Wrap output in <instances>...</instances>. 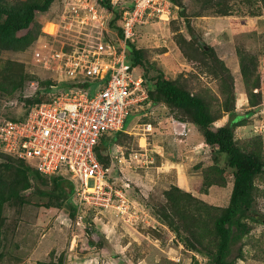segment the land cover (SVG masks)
I'll return each mask as SVG.
<instances>
[{
	"label": "rangeland",
	"instance_id": "1",
	"mask_svg": "<svg viewBox=\"0 0 264 264\" xmlns=\"http://www.w3.org/2000/svg\"><path fill=\"white\" fill-rule=\"evenodd\" d=\"M68 1L53 0L47 11L36 13L35 24L30 28L33 31L32 41L25 49L14 54L0 55V80L3 81L0 88V121L24 112L25 98L36 96L41 101L47 100L53 88L60 84L58 80L60 74L54 66L52 65L50 70L38 67L33 63L31 52L33 49L42 51L38 47L45 45L42 53L47 57L51 48L70 47L83 36L86 28L81 27V19L70 26L72 30L67 35L58 36L57 39L43 33V22L46 19L57 21L62 12L70 10V6L66 5ZM111 1L116 6L120 0ZM124 1L127 4L131 0H122L121 3ZM182 1L188 15L201 7L198 0ZM94 4L104 9L101 13L103 18L107 17L106 34L112 36V33L117 32L119 12L123 6L117 5L116 11L111 12L102 7L98 0H94ZM228 4L233 5L231 1ZM259 8H262L260 4ZM255 9L256 5L252 2L248 4L246 0H235L232 15L222 19L201 17L202 23L204 22L202 24L204 32L201 33L203 39L197 33L195 36L199 43L202 42L207 47L211 45L216 55L230 70V77L237 90L235 111L249 114L244 124L235 131L237 144L244 146L248 151L256 152L264 162V16L257 18L259 15H253L252 11ZM177 11L178 7H175L169 20L152 19L144 26H138L133 38L135 45L142 48L146 59L160 67L168 77L186 82V88L193 95L204 99L209 112L213 115L218 109L220 111V103L225 97V93L219 95L217 91L218 88L224 90L225 84L221 81L223 78L218 80L213 75H207L198 61L184 55L185 50L197 56L200 50L194 43L190 46L189 42L188 44L177 41L179 33L183 34L185 39L189 38L184 20L177 16ZM260 13L264 14L263 10ZM190 21H193V18ZM103 25L105 26V23ZM45 29L51 30L52 24L48 22ZM23 33L24 30L19 31V34ZM51 61L54 62L49 60V65ZM133 72L140 74L137 67L133 68ZM15 83L17 88L12 90L11 86ZM101 84L102 81H91L87 85L88 94L92 96ZM255 84L257 86L251 92L253 97L251 102L257 104L250 106L247 92L250 93ZM211 88L216 92L217 100L208 91ZM31 105L29 104L28 108ZM161 109L155 110L157 114L154 111L153 114H146L141 107L138 108L140 111H136L135 106L132 107L122 131L132 130L137 133L130 134L129 131L120 135L116 142L119 141L121 145L117 147H114L117 144L105 142L109 153L106 154L108 155L106 165L111 166L112 170L109 179L117 178L118 181L127 180L132 183L131 191L128 190L129 194L150 210L147 212L141 208L143 212L139 214L146 215L143 216L144 220L138 222L136 218L129 220L131 216L129 214L126 216L127 222L123 223L114 213L115 216L91 210L83 213L82 225H78L74 212L71 214L70 211L69 202L73 203L74 195L67 198L59 207H46L43 200L33 194L35 183L31 179L30 186L20 192L23 202L17 211L15 206L5 208L6 247L0 256V264H206L208 250L215 241L210 230L212 222L227 205L232 188V176L228 168L212 173L215 183L205 186L202 184L200 171L206 170L210 163L208 146H204L203 155H198L196 150L188 153L183 151L179 156L174 155L175 157L170 159L180 163L179 169L184 173H190L189 185L184 177H180L179 183L185 185L184 189L195 196L196 201L182 195L179 201L171 205L172 202L169 199L165 200L162 195L168 184L161 181L171 170L162 169L154 172L149 170L148 175H144L129 169L126 165L119 166L111 159L112 155H119L121 151L128 155L138 148L137 136L142 135V128L149 130L145 128L149 126L148 123L156 120L154 117L161 118ZM221 113L223 115L213 120L212 126L216 127L226 121V114L222 110ZM138 130H141L140 133ZM187 132L188 130L181 134ZM113 134L115 132L111 136ZM198 148L200 147L196 149ZM5 155L9 156L0 152V166L6 161L3 159H6ZM199 161H204L205 164L192 174V167ZM223 163L224 156L221 155L218 165L222 167ZM63 177L70 179L67 173ZM43 183L47 187L54 186L49 177H45ZM205 189L207 190L203 191ZM254 197L256 218L260 221L247 219L252 225V230L243 238L241 258L233 264H264V223L261 222H264V172L254 179ZM181 205L185 206L183 211ZM159 216H162L164 221ZM169 217L177 224L179 233L167 225ZM88 222L93 223L90 229L85 225ZM191 223L196 225L195 230L198 234L195 235L196 239L188 236L193 244L189 249L180 239L181 236L189 234L184 225ZM91 239L98 240V243L89 244Z\"/></svg>",
	"mask_w": 264,
	"mask_h": 264
},
{
	"label": "built area",
	"instance_id": "2",
	"mask_svg": "<svg viewBox=\"0 0 264 264\" xmlns=\"http://www.w3.org/2000/svg\"><path fill=\"white\" fill-rule=\"evenodd\" d=\"M66 5L70 10L62 12L57 21L46 20L43 31L57 39L67 35L78 19L86 31L70 47L51 48L47 57L42 53L45 45L38 47L42 51L33 49V63L46 70L53 65L60 74V84L47 100L33 104L24 120L0 121V149L41 173H67L75 184L78 225H82L88 209L114 213L123 223L130 214L128 219L138 222L146 216L139 214L145 209L126 194V180L118 184L116 179H109L111 166L97 159L96 147L105 133L122 130L132 107L148 98L143 77L135 74L127 61L126 41L135 35L139 24L154 18L169 20L172 6L169 0H132L131 8L121 11L120 33L111 36L106 34L104 9L94 0H69ZM48 22L52 24L49 31L45 29ZM49 60L54 62L49 65ZM96 80L102 84L90 96L87 85ZM174 129L183 133L186 127L176 124ZM150 154L145 146L138 145L128 155L121 152L114 156V160L119 166L139 171L152 162Z\"/></svg>",
	"mask_w": 264,
	"mask_h": 264
},
{
	"label": "trees",
	"instance_id": "3",
	"mask_svg": "<svg viewBox=\"0 0 264 264\" xmlns=\"http://www.w3.org/2000/svg\"><path fill=\"white\" fill-rule=\"evenodd\" d=\"M121 1L122 0L117 3L119 7L131 8L132 0L127 4H125V1L124 3H121ZM169 1L172 6V14L174 8L178 7L177 16L183 18L186 30L189 34V38L185 39L184 35L179 33L177 41L189 42L190 46L195 44L200 50L197 56L187 53L185 50L183 51L184 55H186L187 58H194L198 61L203 68L202 70H205L204 72L207 75H213L218 80L223 78L221 81L225 84L224 90L223 88L217 89L219 95L220 93H225V97L222 98L220 103V111L218 109V111L212 115L209 112L205 100L199 96L193 95L190 90L186 88V82L180 81L178 78H172L171 76L168 77L160 67L148 61L145 57L144 50L135 45L133 38L137 32H135V35L131 39L126 41V57L132 67H137L139 69L143 77V84L148 91V99L151 100V103H163L170 110L171 116L175 120L184 122L185 126L186 124L195 126L203 142L208 146L211 162L208 164L209 166H207L206 170L203 171L202 169V171H200L202 184L209 186L215 183L213 182L215 178L212 177V173L214 172H221L223 168H228L230 171L232 176V188L227 205L212 222L210 230L215 241L212 248L208 250L206 264H233L237 259L241 258L243 253V238L252 230V225L247 219L260 221L256 218L257 209L254 197V179L257 175L264 172V162L256 152L248 151L244 149V146H239L237 144L238 142L235 138L236 128L244 124L243 122L249 117V114H240L235 111L234 103L236 101L237 90L230 77V70L224 65V61L216 55L211 45H208V48L204 49L203 44L198 42L199 39H196L195 33L203 39L201 34L202 28H200L201 17H226L232 15L235 0H198L197 2L201 5L200 9L192 11L189 15L185 11L186 7L182 0ZM229 1H231L233 5L228 4ZM246 1L248 4L252 2L256 5V9L252 11L253 15H259L256 16L257 18L261 15L264 16V14L260 13L261 10L264 12V0ZM52 2L53 0H0V55L18 53L29 45L32 41L31 37L33 32L30 28L35 24L36 13L47 11ZM98 3L111 12H115L118 8L117 5L114 6L112 4L111 0H98ZM259 4L262 8H259ZM123 8L120 9L119 19ZM207 10L210 12H206ZM191 18H193V21H190ZM195 18L198 20L196 21ZM138 26H144V24H139L136 28ZM21 30H24L25 33L19 34ZM120 31L121 29L118 24L117 33L119 34ZM44 34L48 35L46 33ZM257 84L252 86L250 93L247 92V100L250 106L257 104V102H251V98H253L251 92L256 88L255 86H257ZM2 86L3 81L0 80V88H2ZM11 88L15 90L17 88V83H15L14 86L12 85ZM208 91L211 92L214 99L217 98V94L213 92L212 88ZM148 99L144 102L148 101ZM38 102L42 101L36 96L25 98V111L10 118L12 120H24L30 107ZM29 104L32 105L28 108ZM221 110L226 114V121L214 127L212 126V122L223 115ZM186 129L188 130L187 126ZM112 133L113 132L105 133L96 147L97 159L104 165H106L108 159V155H106L108 153V147L105 142L121 145L119 141L116 142V140L125 132L117 131L111 136ZM0 152L9 155H5L6 159H3L6 161L0 166L1 256L6 247V225H4L6 220L4 216L5 208L15 206V210L17 211L23 202L20 192L22 189L30 186L29 181L31 179L34 181L33 183H35L33 194L39 196L46 207H59L63 205L64 201L74 194L75 185L70 179L63 177L64 175L61 173H41L28 165L24 160L6 153L1 149ZM221 155L224 156L225 161L222 167L218 165ZM203 164L204 162L201 161L198 163V166L201 167ZM140 173L143 172L140 171ZM170 173L171 175H169ZM170 173H168V176L163 175L164 179L161 180L168 184L167 190H163L162 192L164 199H169L172 203H176L180 200L182 195H186L188 199L196 201L195 196L175 184V170L171 169ZM45 177H49V180L54 183V186L47 187L44 183L42 184ZM131 187L132 183L129 182V191H131ZM206 190L207 189L203 191ZM129 191H127V194L132 197ZM69 203L71 214L74 212L75 216L76 208L72 202ZM172 203L171 205H174V203ZM139 205L150 211L146 208L147 206H142L140 203ZM181 207L183 211L185 206L183 207V205H181ZM159 218L163 220L162 216H159ZM167 222V225L172 230L179 233V228L172 218L169 217ZM261 222L264 223L263 221ZM92 224L91 222L86 223V228L90 229L93 226ZM195 227L196 225L193 223L184 225V228L189 231V234L181 236L180 240L184 243L186 248L190 249L193 247L188 236H192L196 239L195 235H197L198 232L195 230ZM95 232H97V230ZM97 243L98 240L91 239L89 241V244L92 245Z\"/></svg>",
	"mask_w": 264,
	"mask_h": 264
},
{
	"label": "crops",
	"instance_id": "4",
	"mask_svg": "<svg viewBox=\"0 0 264 264\" xmlns=\"http://www.w3.org/2000/svg\"><path fill=\"white\" fill-rule=\"evenodd\" d=\"M205 18H221L222 19L223 17H205ZM203 23L201 21L200 28H202ZM202 32H204L203 28H202ZM139 107H141V110L144 109L146 114L148 113L153 114V111L155 112V110L157 111L159 108H162L160 110L162 111V116L159 119L157 117H154L156 120L152 123L151 122L148 123L150 125L149 130H144V128H142L143 129L142 135L137 136L138 145H145V147L151 153L153 160H152V164L150 163L147 168L136 171V172L140 173L141 171L143 172L144 175H148L147 173H149L150 171L154 172V170L160 171L162 169H165V170L174 169L175 170V184H177L178 186L182 188H186L184 184L179 183V180H180V177H184L185 182L187 183V185H189L190 180H191L189 177L190 173L188 172L184 173L182 170L179 169L178 164L180 163H176L174 162V160L170 158L179 156L180 154L183 153V151L184 153L185 152L188 153V152L196 150L198 155H203V153L205 154L204 146L206 147V144L205 142H203L200 133L197 131V128L195 126L186 124L188 128L187 133L182 134V135L173 134L174 118L171 116L170 110L163 103L153 104L151 103V100L148 99V101L143 102L140 106H135V110L137 111ZM150 109L152 110L150 111ZM155 114L157 113L155 112ZM223 123L224 122H221L218 125H221ZM129 131H125V132H129L130 134H132L133 131L132 130H129ZM140 131L141 130H138V133H140ZM133 133H137V132L134 131ZM182 137H184V139H181ZM117 146L118 145L116 146L114 145V147H117ZM198 146L200 148L196 149ZM114 156H117V155H112L111 157L112 162L114 161ZM209 160L211 162V158ZM200 162L201 161H199L198 163ZM198 163H195V165L192 167V171H191L192 174L195 173L197 169H199L200 166H198ZM185 174H186V177H185Z\"/></svg>",
	"mask_w": 264,
	"mask_h": 264
},
{
	"label": "clouds",
	"instance_id": "5",
	"mask_svg": "<svg viewBox=\"0 0 264 264\" xmlns=\"http://www.w3.org/2000/svg\"><path fill=\"white\" fill-rule=\"evenodd\" d=\"M48 20H50V19H48ZM46 21V20H45ZM44 21V22H45ZM54 21V20H53ZM44 22H43V24H44ZM43 30V29H42ZM44 32V31H43ZM45 33V32H44ZM51 36V35H50ZM52 37V36H51ZM32 52H33V50H32ZM32 52H31V54H32ZM33 60V59H32ZM36 65V64H35ZM39 67V66H38ZM149 97V96H148ZM148 99V98H147ZM143 103V102H142ZM141 103V104H142ZM140 104V105H141ZM140 105H138V106H140ZM176 124H184L185 125V123L184 122H182V121H179V120H173V132L175 133V134H177V135H179V134H181V133H176V131H175V129H174V126L176 125ZM186 127V126H185ZM121 131V130H120ZM185 131H187V129L185 130ZM184 133V132H183ZM182 135V134H181ZM143 146H145V145H143ZM151 155V154H150ZM151 157V159H152V156H150ZM56 174H58V173H56ZM62 175H65L66 173H61ZM69 178H70V176H69ZM71 179V178H70ZM116 179V181H117V183L118 184H120L121 182H119L118 181V179L117 178H115ZM115 181V180H114ZM127 181V180H126ZM73 182V181H72ZM128 183H129V181H127ZM74 183V182H73ZM75 185V184H74ZM128 188H129V186H128ZM128 188H127V191H128ZM127 191H126V194H127ZM75 192V191H74ZM74 196H75V194H73ZM128 195V194H127ZM128 197H130L131 199H133L134 201H136L134 198H132L131 196H129L128 195ZM74 200H75V198H74ZM137 202V201H136ZM138 204H139V202H137ZM73 204H74V201H73ZM74 206H75V204H74ZM91 210H97V209H88V210H86L85 212H87V211H91ZM146 210V209H145ZM147 211V210H146ZM84 212V213H85ZM98 212H101V213H110L111 215H114V214H112L111 212H105V211H99L98 210ZM148 212V211H147ZM86 214V213H85ZM115 216V215H114ZM120 221V220H119ZM96 234H97V232H96ZM73 246V245H72Z\"/></svg>",
	"mask_w": 264,
	"mask_h": 264
},
{
	"label": "water",
	"instance_id": "6",
	"mask_svg": "<svg viewBox=\"0 0 264 264\" xmlns=\"http://www.w3.org/2000/svg\"><path fill=\"white\" fill-rule=\"evenodd\" d=\"M201 43H202V42H201ZM202 44H203L204 49H207V48H208L206 45H204V43H202Z\"/></svg>",
	"mask_w": 264,
	"mask_h": 264
}]
</instances>
